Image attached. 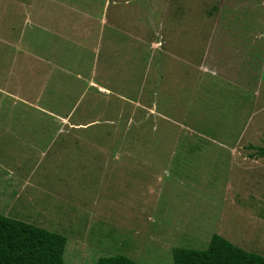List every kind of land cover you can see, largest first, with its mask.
<instances>
[{
	"label": "rangeland",
	"instance_id": "374dc122",
	"mask_svg": "<svg viewBox=\"0 0 264 264\" xmlns=\"http://www.w3.org/2000/svg\"><path fill=\"white\" fill-rule=\"evenodd\" d=\"M109 1L0 0V214L66 264H174L214 233L264 255V0Z\"/></svg>",
	"mask_w": 264,
	"mask_h": 264
},
{
	"label": "trees",
	"instance_id": "16d2710c",
	"mask_svg": "<svg viewBox=\"0 0 264 264\" xmlns=\"http://www.w3.org/2000/svg\"><path fill=\"white\" fill-rule=\"evenodd\" d=\"M264 155V146L258 148ZM67 238L46 228L0 214V264H66ZM174 264H264V255L212 234L205 249L174 247ZM94 264H140L125 255L98 257Z\"/></svg>",
	"mask_w": 264,
	"mask_h": 264
},
{
	"label": "crops",
	"instance_id": "0c3cea01",
	"mask_svg": "<svg viewBox=\"0 0 264 264\" xmlns=\"http://www.w3.org/2000/svg\"><path fill=\"white\" fill-rule=\"evenodd\" d=\"M188 2V1H187ZM182 3L184 5V7H186L185 3L183 0H117L113 3V1H109L107 3H105V8H104V13L102 12L101 16H108V6L109 5H114V6H122L121 7V13L115 14L117 16H121L122 13H128L129 11L127 10V8L129 5H133L132 8V14L133 16H206L204 14L202 15H198V13H195V11L198 12V7H196L193 10H188L187 8H185L182 12L181 7H182ZM222 1L219 3H216L214 5H212L211 8H209L208 10L213 11V10H219L218 12H220L218 15L219 16H237V14H234V12H232L231 14H229L226 10L224 5H222ZM161 7V8H160ZM224 12V13H223ZM211 13V12H209ZM90 15V14H89ZM215 15V16H218ZM210 16V15H207ZM239 16H243V15H239ZM233 47V46H232Z\"/></svg>",
	"mask_w": 264,
	"mask_h": 264
}]
</instances>
